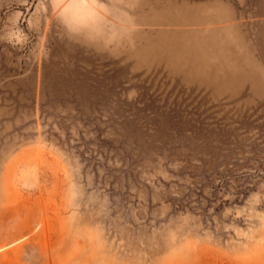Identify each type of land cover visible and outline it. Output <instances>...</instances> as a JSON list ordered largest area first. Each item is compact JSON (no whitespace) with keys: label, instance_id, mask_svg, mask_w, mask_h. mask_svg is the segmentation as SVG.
I'll list each match as a JSON object with an SVG mask.
<instances>
[{"label":"rangeland","instance_id":"1","mask_svg":"<svg viewBox=\"0 0 264 264\" xmlns=\"http://www.w3.org/2000/svg\"><path fill=\"white\" fill-rule=\"evenodd\" d=\"M0 264H264V0H0Z\"/></svg>","mask_w":264,"mask_h":264}]
</instances>
